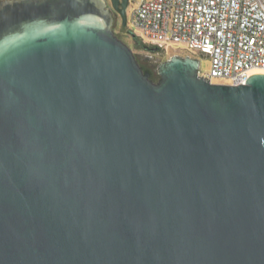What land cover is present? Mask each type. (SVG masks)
I'll list each match as a JSON object with an SVG mask.
<instances>
[{
	"label": "water",
	"instance_id": "water-1",
	"mask_svg": "<svg viewBox=\"0 0 264 264\" xmlns=\"http://www.w3.org/2000/svg\"><path fill=\"white\" fill-rule=\"evenodd\" d=\"M198 67L154 81L104 0H0V264H264V73Z\"/></svg>",
	"mask_w": 264,
	"mask_h": 264
},
{
	"label": "built area",
	"instance_id": "built-area-1",
	"mask_svg": "<svg viewBox=\"0 0 264 264\" xmlns=\"http://www.w3.org/2000/svg\"><path fill=\"white\" fill-rule=\"evenodd\" d=\"M134 1L131 21L145 44L160 51L169 42L186 44L209 58L210 69L198 67V74L210 82L245 83L264 68V0Z\"/></svg>",
	"mask_w": 264,
	"mask_h": 264
},
{
	"label": "rangeland",
	"instance_id": "rangeland-1",
	"mask_svg": "<svg viewBox=\"0 0 264 264\" xmlns=\"http://www.w3.org/2000/svg\"><path fill=\"white\" fill-rule=\"evenodd\" d=\"M110 1V0H107ZM135 7V1L134 0H128V5L126 7V27L129 31L136 34V41L137 44H131V48L133 53L139 52L143 53L146 50H149L148 48L143 47V45H147V39L143 36H141L139 30L137 27L132 23L131 21V12L133 8ZM142 38V39H141ZM144 42V43H143ZM180 55V56H191L194 58H197L200 60L199 68L203 73H206L210 69V60L207 57H202L199 55L198 52L189 49L186 44L184 43H177V42H169L163 51H157L152 54V59L156 61V66L162 61H165L172 55ZM155 66V70H156ZM157 71V70H156ZM154 81L158 80V75L155 74ZM215 80V79H214Z\"/></svg>",
	"mask_w": 264,
	"mask_h": 264
},
{
	"label": "flooded vegetation",
	"instance_id": "flooded-vegetation-1",
	"mask_svg": "<svg viewBox=\"0 0 264 264\" xmlns=\"http://www.w3.org/2000/svg\"><path fill=\"white\" fill-rule=\"evenodd\" d=\"M105 1V6L109 10L111 16V27L118 38H120L128 47L131 48V44H137L136 35L127 29L126 25L122 24V19L118 8H114L111 1ZM128 5V3H127ZM120 7V6H119ZM127 7V6H126ZM153 46H149V50L143 53L135 52L136 59L144 71H154L156 66V61L152 59V54L160 51L159 49H153Z\"/></svg>",
	"mask_w": 264,
	"mask_h": 264
},
{
	"label": "trees",
	"instance_id": "trees-1",
	"mask_svg": "<svg viewBox=\"0 0 264 264\" xmlns=\"http://www.w3.org/2000/svg\"><path fill=\"white\" fill-rule=\"evenodd\" d=\"M143 47L145 48H149V45H143ZM150 73V77L153 79L155 74L158 75L157 71L154 70V71H148ZM154 80V79H153Z\"/></svg>",
	"mask_w": 264,
	"mask_h": 264
},
{
	"label": "bare ground",
	"instance_id": "bare-ground-1",
	"mask_svg": "<svg viewBox=\"0 0 264 264\" xmlns=\"http://www.w3.org/2000/svg\"><path fill=\"white\" fill-rule=\"evenodd\" d=\"M253 73H264V68H256L252 70Z\"/></svg>",
	"mask_w": 264,
	"mask_h": 264
}]
</instances>
